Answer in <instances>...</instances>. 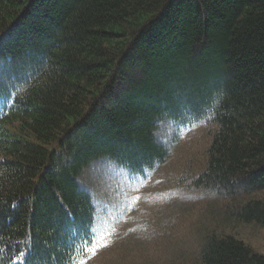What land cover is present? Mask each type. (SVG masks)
<instances>
[{
	"label": "trees",
	"instance_id": "obj_1",
	"mask_svg": "<svg viewBox=\"0 0 264 264\" xmlns=\"http://www.w3.org/2000/svg\"><path fill=\"white\" fill-rule=\"evenodd\" d=\"M205 122L198 187L264 226V0H0V264L85 262L97 218L83 172L101 159L151 172L172 155L163 125ZM201 261L264 253L212 233Z\"/></svg>",
	"mask_w": 264,
	"mask_h": 264
},
{
	"label": "rangeland",
	"instance_id": "obj_2",
	"mask_svg": "<svg viewBox=\"0 0 264 264\" xmlns=\"http://www.w3.org/2000/svg\"><path fill=\"white\" fill-rule=\"evenodd\" d=\"M214 128L205 122L176 134L163 125L157 134L173 138L172 155L143 175L107 159L83 172L80 182L96 203L97 237L82 264H203L201 244L212 233L234 235L264 253V226L225 218V204L198 187Z\"/></svg>",
	"mask_w": 264,
	"mask_h": 264
}]
</instances>
